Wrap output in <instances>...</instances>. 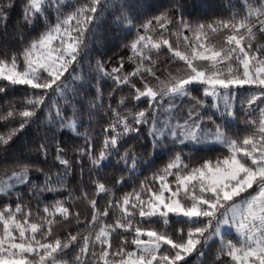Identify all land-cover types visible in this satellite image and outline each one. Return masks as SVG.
Here are the masks:
<instances>
[{"label": "snow or ice", "instance_id": "6c2138e0", "mask_svg": "<svg viewBox=\"0 0 264 264\" xmlns=\"http://www.w3.org/2000/svg\"><path fill=\"white\" fill-rule=\"evenodd\" d=\"M197 7L0 0V264H264V0Z\"/></svg>", "mask_w": 264, "mask_h": 264}, {"label": "trees", "instance_id": "16d2710c", "mask_svg": "<svg viewBox=\"0 0 264 264\" xmlns=\"http://www.w3.org/2000/svg\"><path fill=\"white\" fill-rule=\"evenodd\" d=\"M146 2H150V0H146ZM187 2L189 4H196L198 6L197 7V11H200V7L201 6H204V7L215 6V5L220 3V0H187ZM225 2H227V0H225ZM18 11L19 10L17 9V11L13 12L12 15H11V20H10V23H9L8 29H7L8 35H4L3 26L0 25V45H3L5 42H7L8 44H11L13 46V48H17V47L21 46L20 45L19 32L14 29V25L17 23V20H18ZM118 39L119 38H118V36H116V33L110 30L109 31V47H111L112 43L118 41ZM111 56H112V51L110 50L108 52V56L105 57V60H107ZM118 59L119 58L117 57L116 60H118ZM161 59H163V56L161 57ZM125 64H126V70L127 71H131L132 68H133V65H131V64H129L127 62L126 55H125ZM110 70H111V66H109V71ZM111 83H112L111 81H108L107 83L104 84L103 91H104L105 105H107V103H108V93L110 91ZM127 94H128V89L125 88L123 92L116 93V99L118 100L121 95H127ZM24 96H25V93L22 90L21 91L10 92L7 97L0 96V106H4L8 102L20 103L22 101V99L24 98ZM113 106L115 107V101L113 102ZM34 130H35V126H33L32 129H30L27 133H25L24 136H22L20 138V141H17V145L21 141H23L25 139H29L30 140ZM84 130H85L84 128H81V132H83ZM89 130L90 131H94V132H99L100 131V129L96 128V127L92 128V129H89ZM4 131H6V129L2 125H0V132H4ZM63 139L66 141V143L68 145V148H69L68 156L69 157H71L73 155V153L71 151V145L73 143H78V144H82L83 143V140H76L74 138L69 140L68 136L63 137ZM14 150H15V148L13 149V151ZM200 155L216 156V155H219V152H217V151L203 152V153H200ZM166 159H167V157L162 156V155H158V158L156 160V165L155 166L156 167L162 166V161L166 160ZM49 162H51V161H49ZM84 163H85L84 182H85V184H87L88 183L87 169L89 167L87 159H85ZM113 171H114V169L108 168V169H106L104 171H101L100 176L103 177V178L110 179ZM2 172H3V168H0V173H2ZM145 174L148 175L149 173L146 172ZM120 175H127V174L126 173L117 172L116 173V178L119 179ZM140 178L143 179V177H140ZM40 179H41V177L34 175V180L39 181ZM69 179H70V184L72 186H74V187H78L79 186V181H80V169H79V167L76 168L75 175L70 177ZM93 179H95V176H93ZM131 188H132V186L128 185V186L125 187L124 191H131ZM26 191H27V189H25V192ZM93 194H94V190L90 189L89 195H93ZM65 195L67 196V193H65ZM26 199H27V197H26ZM106 203H107V198L106 197L104 199H100L99 200V206L101 208H103L106 205ZM33 204H35V201H33ZM73 210L74 211L75 210H79L80 213L82 214V218L89 211L87 203L85 201L76 202L75 203V208ZM137 218H139V217H137ZM89 219H90V216H89ZM114 219H115V217H113V220ZM109 222H112V221H109ZM73 227H75L74 224H73ZM148 227L158 228V229H161V230H163V228H164L162 223L148 225ZM176 227H179V225H176ZM54 230H55V232L57 234L63 235L67 231V228L65 227L63 222H60V223H58L55 226ZM167 231H169L170 233L173 231V228H172L171 225L167 228ZM130 239H131V237H129V240ZM115 240L118 241L119 237H115ZM217 246H218V244H217ZM74 254L75 253L70 254L69 256L65 257V259L68 260V261H72ZM191 264H199V259L196 256L192 257Z\"/></svg>", "mask_w": 264, "mask_h": 264}, {"label": "rangeland", "instance_id": "374dc122", "mask_svg": "<svg viewBox=\"0 0 264 264\" xmlns=\"http://www.w3.org/2000/svg\"><path fill=\"white\" fill-rule=\"evenodd\" d=\"M239 105H237V107H238Z\"/></svg>", "mask_w": 264, "mask_h": 264}]
</instances>
